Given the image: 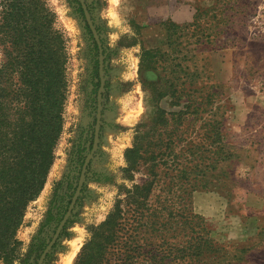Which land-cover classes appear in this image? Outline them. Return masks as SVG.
I'll return each mask as SVG.
<instances>
[{
    "label": "rangeland",
    "instance_id": "1",
    "mask_svg": "<svg viewBox=\"0 0 264 264\" xmlns=\"http://www.w3.org/2000/svg\"><path fill=\"white\" fill-rule=\"evenodd\" d=\"M44 2L66 60L62 132L44 189L17 231V258L0 264H39L82 172L42 264H76L118 203L132 236L117 237L105 264H118L128 241L131 264H264V0H84L100 44L80 0ZM11 50L0 43V65ZM19 85L15 75L9 90ZM158 109L168 124L156 129ZM217 131L233 157L206 190L197 176L216 165ZM140 135L149 152L162 150L160 138L172 148L126 172ZM155 166L146 214L135 222L128 210L142 198L127 190L154 180ZM182 167L191 178L179 182ZM201 236L212 246L198 255Z\"/></svg>",
    "mask_w": 264,
    "mask_h": 264
},
{
    "label": "trees",
    "instance_id": "2",
    "mask_svg": "<svg viewBox=\"0 0 264 264\" xmlns=\"http://www.w3.org/2000/svg\"><path fill=\"white\" fill-rule=\"evenodd\" d=\"M78 6L79 13L83 15L81 4L78 3ZM53 25L54 14L44 0H0V43L10 44L12 49L8 52L7 60L0 65V261L7 263L17 258V231L22 225L28 205L44 189L53 165L54 149L62 132V112L67 88L66 60L61 36ZM202 36L205 37L204 34ZM15 75L20 85L10 91ZM14 102H17V108L13 106ZM12 113L14 118L11 117ZM184 115L183 112L175 114L178 118ZM166 116L168 113L165 111H156V129L168 124ZM145 139L146 135L138 136L133 148L126 152V172L135 170L142 161H156L154 153L164 156L163 153L172 148V144L160 138L156 146L162 150L157 149L158 152L152 153L148 147L143 148ZM211 144L215 146L212 155L218 157L216 165L211 169L204 165L197 176L200 186L206 190L210 178H219L220 175L215 174L219 166L233 157L232 152H226L227 145L223 143L219 131L215 133ZM206 154L208 152L205 149L202 158H206ZM155 168L157 166L152 169L154 180L141 186L134 185L132 190H127L128 194L133 193L142 198L134 209L128 210L132 211L133 214H129L135 218V222L146 214L143 208L157 179ZM182 168L178 170L179 182L190 180L191 170ZM123 213L118 203L114 213L94 231V237L83 247L76 264H105L106 251L117 237L132 236V229L128 226L133 228V225L121 222L124 214H127ZM211 246L212 242L201 236L198 255ZM132 248L131 242L124 243L118 264L133 262L136 255L131 253ZM171 256L174 262L180 258L178 253H172Z\"/></svg>",
    "mask_w": 264,
    "mask_h": 264
},
{
    "label": "water",
    "instance_id": "3",
    "mask_svg": "<svg viewBox=\"0 0 264 264\" xmlns=\"http://www.w3.org/2000/svg\"><path fill=\"white\" fill-rule=\"evenodd\" d=\"M81 1V4H82V7H83V10H84V13H85V17L87 19V22H88V25L90 27V29L92 30V33H93V36H94V39L96 40L97 43L100 44L99 42V38H98V35H97V32L95 30V27L90 19V16H89V13H88V10L86 8V5L84 4V0H80ZM100 74H102V64L100 65ZM103 88V85L101 84V87H100V91L102 90ZM101 98V94H99L98 96V99L100 100ZM99 118H100V115H98V121H97V124H96V131H95V140H94V147H93V151L95 150L96 148V144H97V136H98V131H99ZM92 158V155L89 156V158L87 159L85 165H84V168L86 166V164L89 162V160ZM82 183H83V172H82V176L80 178V181H79V186H78V189H77V192L75 193V196L73 198V201H72V204L70 205V208L67 212V214L65 215L64 219L62 220L60 226L58 227L55 235H54V238L52 239V241L50 242V244L48 245V247L46 248V250L44 251V253L42 254L41 258H40V261H39V264H42L43 263V260L45 259L47 253L49 252V250L52 248V246L54 245L55 241L57 240L58 236H59V233L60 231L62 230V228L64 227V225L66 224L67 220H68V217L70 216L71 212H72V209H73V205H74V202L80 192V189H81V186H82Z\"/></svg>",
    "mask_w": 264,
    "mask_h": 264
},
{
    "label": "flooded vegetation",
    "instance_id": "4",
    "mask_svg": "<svg viewBox=\"0 0 264 264\" xmlns=\"http://www.w3.org/2000/svg\"><path fill=\"white\" fill-rule=\"evenodd\" d=\"M97 121H98V119H97ZM97 124V123H96ZM85 165V164H84ZM82 176V175H81Z\"/></svg>",
    "mask_w": 264,
    "mask_h": 264
}]
</instances>
